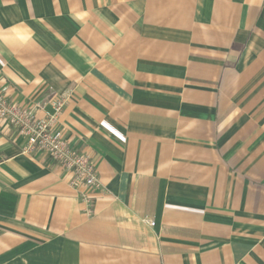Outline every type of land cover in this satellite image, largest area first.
<instances>
[{"label":"crops","instance_id":"crops-1","mask_svg":"<svg viewBox=\"0 0 264 264\" xmlns=\"http://www.w3.org/2000/svg\"><path fill=\"white\" fill-rule=\"evenodd\" d=\"M0 83L101 184L0 119V264H264V0H0Z\"/></svg>","mask_w":264,"mask_h":264},{"label":"built area","instance_id":"built-area-1","mask_svg":"<svg viewBox=\"0 0 264 264\" xmlns=\"http://www.w3.org/2000/svg\"><path fill=\"white\" fill-rule=\"evenodd\" d=\"M66 98V94L55 95L50 101L52 110L38 116L37 111L43 109L44 103L36 99L18 103L8 97L7 87L0 83V119L23 137V154H48L53 162L70 173L69 185L82 189L80 199L90 205L93 193L101 189V184L92 159L71 147L63 138L59 117ZM148 224L154 223L148 221Z\"/></svg>","mask_w":264,"mask_h":264}]
</instances>
